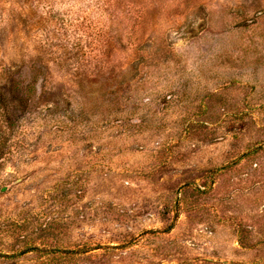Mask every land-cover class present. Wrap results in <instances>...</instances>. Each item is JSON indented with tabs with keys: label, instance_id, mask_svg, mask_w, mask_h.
Listing matches in <instances>:
<instances>
[{
	"label": "rangeland",
	"instance_id": "1",
	"mask_svg": "<svg viewBox=\"0 0 264 264\" xmlns=\"http://www.w3.org/2000/svg\"><path fill=\"white\" fill-rule=\"evenodd\" d=\"M0 91V264H264V0H0Z\"/></svg>",
	"mask_w": 264,
	"mask_h": 264
},
{
	"label": "trees",
	"instance_id": "2",
	"mask_svg": "<svg viewBox=\"0 0 264 264\" xmlns=\"http://www.w3.org/2000/svg\"><path fill=\"white\" fill-rule=\"evenodd\" d=\"M2 99V94H1V91H0V100ZM0 104H1V101H0ZM2 108V107H1ZM6 109V108H5ZM4 113V111H3ZM5 114V113H4ZM170 227V226H169Z\"/></svg>",
	"mask_w": 264,
	"mask_h": 264
}]
</instances>
